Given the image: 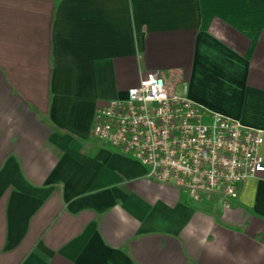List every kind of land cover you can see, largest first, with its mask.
Segmentation results:
<instances>
[{
  "label": "crops",
  "instance_id": "1",
  "mask_svg": "<svg viewBox=\"0 0 264 264\" xmlns=\"http://www.w3.org/2000/svg\"><path fill=\"white\" fill-rule=\"evenodd\" d=\"M148 71L264 157V0H0V264H264V168L189 202L92 138Z\"/></svg>",
  "mask_w": 264,
  "mask_h": 264
},
{
  "label": "built area",
  "instance_id": "2",
  "mask_svg": "<svg viewBox=\"0 0 264 264\" xmlns=\"http://www.w3.org/2000/svg\"><path fill=\"white\" fill-rule=\"evenodd\" d=\"M92 138L130 156L146 177L175 186L189 202L217 196L229 207L264 168L260 129L211 112L187 97V84L148 71L122 98L95 112Z\"/></svg>",
  "mask_w": 264,
  "mask_h": 264
}]
</instances>
